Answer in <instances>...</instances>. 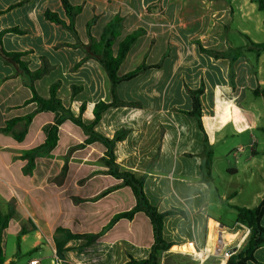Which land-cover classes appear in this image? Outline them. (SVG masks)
Masks as SVG:
<instances>
[{
    "label": "crops",
    "instance_id": "obj_1",
    "mask_svg": "<svg viewBox=\"0 0 264 264\" xmlns=\"http://www.w3.org/2000/svg\"><path fill=\"white\" fill-rule=\"evenodd\" d=\"M68 2L81 7L73 20L75 34L66 27L69 19L60 0H0L2 50L17 55L29 72L46 69L33 82L39 97L48 99L51 85L58 83L56 98L63 107L77 116L83 104L82 118L92 120L95 104L110 103L112 94L105 70L83 48L88 44L87 22L96 17L90 34L98 40L115 15L122 17L120 35L112 45L114 56L127 35L142 29L118 74L141 63L157 67L117 85V101L128 105L108 109L96 129L109 138L119 129L128 130L116 143L115 162L131 173L146 175L144 193L160 212L170 208L192 212L196 233L191 239L176 241H200L203 235L198 234L197 225L205 228L210 239L216 231L215 221L224 230H235L229 243L238 238L236 245L241 244L249 229L236 219L225 225L209 214V207L221 203L236 216L235 207L253 208L264 196V96L260 95L264 91V52L258 53L252 45L264 42V25L256 1ZM46 12L55 14L64 25L47 19ZM200 87L201 129L186 114L192 109L189 91ZM31 98L27 76L9 57L0 55V213L9 216L1 233L4 264L33 260L38 264H114L111 229L98 239L103 248L98 252L78 250L80 245L76 247L75 240L67 238L68 234L98 233L115 214L111 198L115 191L106 193L104 205L102 198L87 206V211L72 201L84 179L94 181L92 195L114 185L98 161L104 150L98 143L89 153L85 148L69 154L55 150L62 141L69 148L72 139H78L65 126L66 119L58 127L65 134H58L55 148L34 158L32 169L25 173L27 160L21 155L44 142V128L57 118L52 112L38 111ZM93 152L98 158L89 156ZM208 155L210 180L206 182L203 168ZM260 223L264 227V215ZM164 228L163 224L165 238ZM138 229L124 235L129 247L138 245L137 238L145 230ZM129 257L136 259L129 253L122 264ZM254 257L256 264H264V244Z\"/></svg>",
    "mask_w": 264,
    "mask_h": 264
},
{
    "label": "trees",
    "instance_id": "obj_2",
    "mask_svg": "<svg viewBox=\"0 0 264 264\" xmlns=\"http://www.w3.org/2000/svg\"><path fill=\"white\" fill-rule=\"evenodd\" d=\"M62 7L65 11L66 16L69 19V24L66 26L68 30L75 34V30L73 27V20L75 16L81 11V7H72L68 0H60ZM257 3L258 10L263 13V25H264V0H255ZM45 16L47 19L62 24V21L53 13L46 12ZM96 17L94 16L91 20H89L86 24V32L88 36V44L83 45V48L86 49L88 56L96 59L98 63L103 67L106 72L107 78L111 84V94L112 101L110 103L98 102L95 104L92 110L93 119L89 124H84L81 121L80 115L84 110V105H80L79 107V115L77 117L73 116L72 112L69 108H64L61 101L56 98V89L58 88V83H54L51 85L49 90V98L42 99L35 92L33 87V82L39 79L45 72V68H41L35 72H29L26 67L18 60L17 55L15 54H6L1 48L0 41V55L4 57H9L11 61L27 76L29 81V87L32 92L31 102L37 104L38 111H48L54 113L57 118L54 124L46 126L44 128L45 140L39 146L26 150L21 155V158L27 160V164L24 167V172L28 173L34 163V158L39 152L49 153L52 149L55 148L58 140V126L61 125L66 119L70 120L75 125L81 127L83 131H85L89 135L88 143H92L94 141H98L104 147V165L108 168L107 174H110L112 177L117 180H122L123 185L130 188L134 198L135 205L128 211L121 212L113 216L106 227L111 226L119 219L132 220L133 217L137 213H143L149 223L151 225V234H152V243L150 246L149 254L147 258L136 260L134 258L129 257L128 261L124 264H160L161 255L164 252L170 250L173 246L172 243L167 242L163 237V223L164 219L168 216L183 214L182 210L172 209L164 212H160L156 206L152 205L148 200L146 194L144 193V183L146 181V175L143 174L139 177H136L133 173L127 171H119V167L115 164L114 158V146L117 142L122 141L126 135L128 134L127 130H119L114 133V135L109 138L107 136H103L94 131V127L98 124L101 119V115L106 112L110 108L120 107L124 105H128L122 101H117L115 96V88L117 85L129 82L136 78L139 73L145 71L147 69L156 68L157 65L147 66L144 63H141L134 70L124 74H118V68L120 64L125 59L129 49L135 43L136 39L143 34L142 29H137L127 35L118 45L117 53L114 56L112 53V45L115 42L116 38L120 35V31L122 28L123 19L119 15H115L102 29L100 38L98 40L94 39L90 34V28L95 23ZM3 32H0V39ZM253 47L256 48L257 52H264V42L258 44H252ZM205 51V50H203ZM208 54L213 56H218L219 54L211 51H205ZM74 87L72 88V95L74 94ZM203 89L200 87L196 90L189 91L191 101H192V109L186 114L190 117H193L198 127L201 129V106L199 101V96L202 94ZM260 95L264 96V91L260 92ZM59 113L61 114L59 116ZM63 115H67L66 118ZM29 119V118H27ZM209 155L204 163V171H203V180L209 182ZM109 190H106L108 193ZM236 210V220L242 224H244L249 229V234L245 239V247L241 248L238 252L231 255L226 264H256L257 261L254 257V252L258 247L264 244V227L261 225L260 221L264 215V196L259 201V203L253 208H241L235 207ZM8 215H2L0 213V264H4V256L1 248V233L3 229H5L8 225ZM78 234H68V239H77ZM98 237V234L94 236H89L90 240H95ZM17 244L19 246V237L17 239ZM60 252V249L58 250ZM31 254V253H30ZM27 254V255H30Z\"/></svg>",
    "mask_w": 264,
    "mask_h": 264
},
{
    "label": "rangeland",
    "instance_id": "obj_3",
    "mask_svg": "<svg viewBox=\"0 0 264 264\" xmlns=\"http://www.w3.org/2000/svg\"><path fill=\"white\" fill-rule=\"evenodd\" d=\"M83 112H84V110H83ZM78 115H79V113H78ZM63 116H65L66 118L68 117L67 115H63ZM73 116H75V115L73 114ZM77 116H75V117H77ZM80 118H81V121L86 125L92 121V120H88L86 118L85 119L82 118V114L80 115ZM67 121L68 122L64 123L65 126L68 129L72 128L73 135H76V137L81 142H78V139L74 138V139H72L73 145L71 147L67 148L64 146L65 142L62 141V144H59L55 150H57L58 152L68 150V154H69V153H73L75 150L85 148L84 152L89 153L90 147L94 144L96 145L97 143H98L97 145H99L104 150V147L98 141H94L92 143L87 144V140L90 138L89 135L85 131H83V129L81 127L75 125L74 123H72L68 119H67ZM119 130H125V129H119ZM119 130H117V131H119ZM94 131L98 134L105 136L103 133L97 131L96 126L94 127ZM61 133H64V132L59 130V128H58V134L61 135ZM58 140H59V136H58ZM58 140H57V142H58ZM86 146H87V148H86ZM115 146H116V144H115ZM115 146H114V148H115ZM35 147H37V146H35ZM35 147H33V148H35ZM33 148H31V149H33ZM113 152H114V149H113ZM42 154H47V153L46 152L45 153L39 152L35 156V158L37 156L42 155ZM89 156H94V157L96 156L97 157L98 155L95 152H93L92 154H89ZM103 156H104V152H103V155L101 156V158L98 159V161H100L102 166L107 168L104 165V162L102 159V158H104ZM114 158H115V155H114ZM130 159L133 161V160H137L138 158H129L128 160H130ZM115 160H116V158H115ZM115 164L117 165V167H119L120 172H122V171L130 172L128 170L122 169L116 162H115ZM65 168H66V166L64 165V167L62 169H65ZM106 172L107 171H105V173ZM108 175H110V174H108ZM134 175L136 177H139L143 174L135 173ZM113 179H114V185L109 187L107 190H109V192L115 191L113 197H111V198H113V201L115 203V214H114V216H115L118 213L130 210L135 205V198H134L130 188L123 185L122 180H117L114 177H113ZM109 181H110V178H109ZM93 182L94 181L90 182L89 180L84 179L82 181L83 187L80 190L81 192L79 193V195L77 194L74 197V200H72L74 204L80 205L79 208L82 209V211H84V210L87 211L89 209L87 206H91V205L94 206V202H97V200H100L102 198H103V201H101L100 204L104 205L106 203V199H104V197L106 196L105 190L103 192L99 193L98 195H92L90 193V191L93 190V189H90ZM101 182H102V179L100 178L99 183H101ZM212 194H213L212 196L216 198L214 191H212ZM108 201L110 202V200H108ZM172 209L173 208H170L168 210H172ZM98 210H99V208H98ZM168 210H165V211H168ZM162 212H164V211H162ZM209 214L214 216L215 219H219L225 225L233 224L235 222V219H236L235 213L233 211L228 210L226 208V206L221 204V203H219L218 206H215L214 204H212L209 207ZM191 215H192V212L183 211L182 215L176 214V215L168 216L164 219L163 224L165 226L164 231H165V238H166V239L165 238L164 239L167 241V238H168L167 242L172 243L173 246L170 248V250H168L167 252H164L161 255L160 264H226L227 260H222L220 258L219 253H218L222 248L221 247L222 246L221 241H218L219 247H217V241H216V244H214V241H211L209 239V235L205 232L204 227L202 228L201 226L197 225L198 234L203 235V238H201L200 241L195 242V243H187L186 242V244H183V243L176 241V239H183L185 241L187 239L192 238L193 232L196 229H195V226L193 228V224L195 222L192 224L193 218ZM102 218H103L102 215L99 213L98 214V220L101 221ZM132 220L129 221L126 219H119L109 227L108 226L106 227V225H107L106 224L102 228H99L98 233H96V234H98V237L95 240L89 239V236H94L95 234H78L81 236H79L77 239H74L75 240L74 241L75 246L77 247L80 245V247H77L78 250L84 249V250H88L90 252H98V251L103 249L101 247V242L98 241V239H100L102 236H104L111 229V234L113 236L114 244L110 248V251H112L114 254V257L112 259V262L114 264H122L124 261H126V258L129 255V253H130V255H134L136 257V260L145 259V258H147L148 254H149L150 246L152 243L151 229H149L151 227V225L149 223V220L147 219V217L143 213H140L139 215H137L135 220H133V221ZM212 222L215 223L216 232L217 233H219V232L225 233V234L229 235L228 240H230V237L232 234L231 231H235V230L232 228L231 231L229 232L228 230H224V228H222L219 225V223H217L215 221H212ZM139 226H140L141 230L143 229V227L145 230L140 235V239L137 238L138 245L135 246V244H132L131 247H129L123 241L124 235L126 236L129 229H131L132 231L136 230V229L139 230L138 229ZM194 233H196V232H194ZM241 234L242 233H240L239 236H241ZM131 239L135 240L136 238L134 239V237L132 236ZM218 239H219V237H218ZM237 241H238V238L235 242H231V243H229V241H228V243L226 242L227 244H225L223 249H229L230 248L232 250H235V253L238 252L241 248L245 247V240L239 245H236ZM209 243H210V245H208ZM178 247H181V248L184 247L186 249V251L182 252L178 249ZM205 248L210 249V254L207 257H205L204 255H200V253H199L201 249H205Z\"/></svg>",
    "mask_w": 264,
    "mask_h": 264
},
{
    "label": "built area",
    "instance_id": "obj_4",
    "mask_svg": "<svg viewBox=\"0 0 264 264\" xmlns=\"http://www.w3.org/2000/svg\"><path fill=\"white\" fill-rule=\"evenodd\" d=\"M228 238H229V235L225 234V233H220V237H219V240L218 241H221V250L218 252L219 255H220V258L222 260H227L231 255H233L235 253V250H232V249H223L225 244L228 243ZM227 242V243H226ZM223 243V244H222ZM200 255H204L205 257H207L209 254H210V249H201L200 250ZM56 261L57 258H56ZM30 264H38L37 260H33V261H30Z\"/></svg>",
    "mask_w": 264,
    "mask_h": 264
},
{
    "label": "bare ground",
    "instance_id": "obj_5",
    "mask_svg": "<svg viewBox=\"0 0 264 264\" xmlns=\"http://www.w3.org/2000/svg\"><path fill=\"white\" fill-rule=\"evenodd\" d=\"M219 232V231H218ZM218 237H220V232L217 233L216 231L214 232V234L212 235V237L210 238L211 241H214V244H216V241H218ZM210 245V243L208 244ZM213 246V245H212Z\"/></svg>",
    "mask_w": 264,
    "mask_h": 264
}]
</instances>
